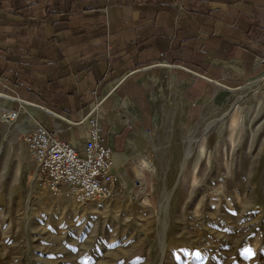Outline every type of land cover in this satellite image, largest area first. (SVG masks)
Masks as SVG:
<instances>
[{
  "label": "crops",
  "instance_id": "obj_1",
  "mask_svg": "<svg viewBox=\"0 0 264 264\" xmlns=\"http://www.w3.org/2000/svg\"><path fill=\"white\" fill-rule=\"evenodd\" d=\"M263 80L264 0H0V111H23L0 142L41 125L82 153L92 113L121 197H149L157 130Z\"/></svg>",
  "mask_w": 264,
  "mask_h": 264
},
{
  "label": "rangeland",
  "instance_id": "obj_2",
  "mask_svg": "<svg viewBox=\"0 0 264 264\" xmlns=\"http://www.w3.org/2000/svg\"><path fill=\"white\" fill-rule=\"evenodd\" d=\"M154 139L149 197L84 208L3 139L0 264H264V80L221 89L195 125Z\"/></svg>",
  "mask_w": 264,
  "mask_h": 264
},
{
  "label": "built area",
  "instance_id": "obj_3",
  "mask_svg": "<svg viewBox=\"0 0 264 264\" xmlns=\"http://www.w3.org/2000/svg\"><path fill=\"white\" fill-rule=\"evenodd\" d=\"M19 109L34 106L15 97ZM23 111H0V121L13 125ZM87 137L82 153L61 141L41 125L22 141L29 157L37 165V177L48 190L78 207L93 202L112 201L119 194L120 175L114 167L112 151L106 145L103 127L89 113L85 119Z\"/></svg>",
  "mask_w": 264,
  "mask_h": 264
}]
</instances>
